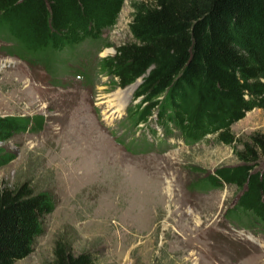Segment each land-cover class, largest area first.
<instances>
[{
	"label": "rangeland",
	"instance_id": "obj_1",
	"mask_svg": "<svg viewBox=\"0 0 264 264\" xmlns=\"http://www.w3.org/2000/svg\"><path fill=\"white\" fill-rule=\"evenodd\" d=\"M137 1L144 0L124 1L100 39L54 56L23 60L6 53L13 43L0 36V117L41 118L0 143L12 157L0 166V186L27 181L55 202L31 253L14 264L47 261L58 239L74 253L90 252L95 264H264V225L227 216L239 191L201 183L238 164L231 149L215 135L184 144L152 116L126 124L139 82L113 87L98 70L101 58L130 39V4ZM117 94L127 99L121 112L110 103ZM230 131L242 140L264 132V110L247 112ZM263 166L260 160L256 168Z\"/></svg>",
	"mask_w": 264,
	"mask_h": 264
},
{
	"label": "trees",
	"instance_id": "obj_2",
	"mask_svg": "<svg viewBox=\"0 0 264 264\" xmlns=\"http://www.w3.org/2000/svg\"><path fill=\"white\" fill-rule=\"evenodd\" d=\"M125 0H0V36L8 54L38 60L111 29ZM130 39L98 62L113 87L139 82L126 107L130 126L152 116L167 135L184 144L208 135L231 149L237 165L219 168L201 182L234 186L239 194L227 211L264 225V132L242 140L230 126L252 109L264 110V0H144L132 2ZM44 65L49 68L50 56ZM40 117H0V143L38 127ZM238 147V148H237ZM12 157L0 147V166ZM53 196L27 181L0 186V264L27 257L54 209ZM40 264H95L88 251L74 253L55 240Z\"/></svg>",
	"mask_w": 264,
	"mask_h": 264
},
{
	"label": "bare ground",
	"instance_id": "obj_3",
	"mask_svg": "<svg viewBox=\"0 0 264 264\" xmlns=\"http://www.w3.org/2000/svg\"><path fill=\"white\" fill-rule=\"evenodd\" d=\"M130 87V86H129ZM132 87H134V86H132ZM115 104H114V103ZM110 103L112 104V105H115V108H116V111L115 112H121L124 108H125V106H126V104H127V99H126V97L125 96H123V95H120V94H117V95H115L114 97H113V99H112V101H110ZM114 108V109H115Z\"/></svg>",
	"mask_w": 264,
	"mask_h": 264
},
{
	"label": "water",
	"instance_id": "obj_4",
	"mask_svg": "<svg viewBox=\"0 0 264 264\" xmlns=\"http://www.w3.org/2000/svg\"><path fill=\"white\" fill-rule=\"evenodd\" d=\"M137 83V82H136Z\"/></svg>",
	"mask_w": 264,
	"mask_h": 264
}]
</instances>
